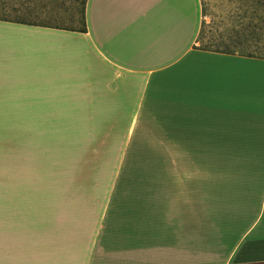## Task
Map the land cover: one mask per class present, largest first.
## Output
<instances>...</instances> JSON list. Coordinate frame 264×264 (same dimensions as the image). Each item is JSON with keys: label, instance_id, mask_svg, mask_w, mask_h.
I'll return each mask as SVG.
<instances>
[{"label": "crops", "instance_id": "0c3cea01", "mask_svg": "<svg viewBox=\"0 0 264 264\" xmlns=\"http://www.w3.org/2000/svg\"><path fill=\"white\" fill-rule=\"evenodd\" d=\"M85 21L0 20V264H264V180L208 199L146 147L264 146V0H86ZM81 58L133 95L86 188L59 167Z\"/></svg>", "mask_w": 264, "mask_h": 264}, {"label": "rangeland", "instance_id": "374dc122", "mask_svg": "<svg viewBox=\"0 0 264 264\" xmlns=\"http://www.w3.org/2000/svg\"><path fill=\"white\" fill-rule=\"evenodd\" d=\"M31 1L0 0V9L8 7L11 14L9 17L16 18L12 6H20L22 12L27 8V3L30 4L31 9L35 7ZM49 1L48 12L31 20L36 23L79 27L78 22L71 21L70 14L73 12L79 20L83 0ZM33 4L35 5V2ZM85 60L81 58L79 62L76 91L80 96L78 120L75 117L71 123L69 121L64 124L59 160V167L64 171V186L73 184L84 188L94 185L95 180L100 179L92 176L91 172L116 167L122 147L120 143L125 134V130L121 128L122 121L125 120L122 108L131 104L133 97L130 92L124 94L112 92V88L109 92L107 75L99 71L97 64L92 67L87 65ZM145 135L142 130L138 134L143 140ZM146 147L164 156L168 168L185 169L192 174L199 171L206 172L207 184L216 185L208 186V199L230 195L231 189L236 191L235 196L238 195L237 192L239 194L244 192L239 190H247L248 187L257 192L260 190L258 183L264 180L262 171L257 170L264 168V161L248 159L250 158L248 153L264 151V146L152 145ZM69 173L72 175L69 176ZM236 183L243 184V186L236 185L241 189L233 186Z\"/></svg>", "mask_w": 264, "mask_h": 264}, {"label": "trees", "instance_id": "16d2710c", "mask_svg": "<svg viewBox=\"0 0 264 264\" xmlns=\"http://www.w3.org/2000/svg\"><path fill=\"white\" fill-rule=\"evenodd\" d=\"M35 2V5L33 4ZM17 2V1H15ZM32 5L35 6L33 9H31L30 4L28 5L27 3V8L25 9V11L21 12V8L20 6H12V10H14V12H16V14L14 15L16 18H10L9 15L10 14V10H8V7H3L2 9H0V20H5V21H12V22H18V23H26V24H35V25H43V26H52V27H62V28H67V29H72V30H79V31H86V21H85V4H86V0H83L82 2V7H81V16L78 20V18L76 17V15L72 12V14H70V18L72 22H78L80 25L79 27H67V26H62V25H58V24H46V23H36L34 22L33 18L42 15H45V13L48 12V2H50L49 0H32L31 1ZM5 5V4H4ZM41 9V11H40ZM21 12V13H20ZM80 121L82 122V120L80 119Z\"/></svg>", "mask_w": 264, "mask_h": 264}]
</instances>
